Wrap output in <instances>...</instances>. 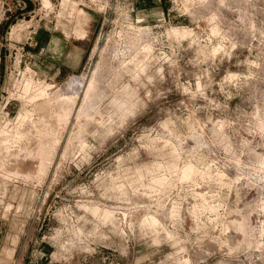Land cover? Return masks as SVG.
Returning <instances> with one entry per match:
<instances>
[{"label": "rangeland", "instance_id": "rangeland-1", "mask_svg": "<svg viewBox=\"0 0 264 264\" xmlns=\"http://www.w3.org/2000/svg\"><path fill=\"white\" fill-rule=\"evenodd\" d=\"M129 1L0 0V264H264V0Z\"/></svg>", "mask_w": 264, "mask_h": 264}, {"label": "crops", "instance_id": "crops-1", "mask_svg": "<svg viewBox=\"0 0 264 264\" xmlns=\"http://www.w3.org/2000/svg\"><path fill=\"white\" fill-rule=\"evenodd\" d=\"M130 1L132 5V11L135 13L137 20H157V19H161L164 15L163 0H130ZM98 17L100 18V16ZM92 19L93 18H91V20ZM93 21L95 22L97 20L94 18ZM51 29L53 31L56 30L58 35L54 33L50 34L45 32L48 35V56L46 59L49 60L51 63L50 66H48L49 69L54 68L55 65H56L55 70L57 71V73H59L62 70L66 71L68 69H73L77 64L82 62L83 57H80V55L85 53V50L83 48L79 52V50L76 49V47L79 44L89 45L91 28L83 27L80 28L79 30L77 26L73 25L71 26V28H69L68 31L65 30L68 28L65 29L59 28L58 26H55L54 28ZM73 41H76L79 44H73ZM54 62H56V64Z\"/></svg>", "mask_w": 264, "mask_h": 264}, {"label": "bare ground", "instance_id": "bare-ground-1", "mask_svg": "<svg viewBox=\"0 0 264 264\" xmlns=\"http://www.w3.org/2000/svg\"><path fill=\"white\" fill-rule=\"evenodd\" d=\"M177 33V32H176ZM76 80H74V79H72L71 80V82L69 83V85H70V87H71V89H70V91L69 92H67V93H63V95L65 96V100H72V96L70 97V96H68L67 97V95L68 94H71V95H73L74 94V96H76V94L78 93V91H79V88H80V84L78 83V82H75ZM88 87V86H87ZM62 99V98H61ZM63 100V99H62ZM74 100V99H73ZM64 101V100H63ZM66 101V102H67ZM65 102V103H66ZM74 102V101H73ZM56 122V121H55ZM57 122H59V121H57Z\"/></svg>", "mask_w": 264, "mask_h": 264}]
</instances>
